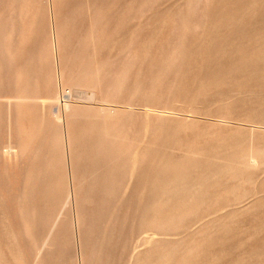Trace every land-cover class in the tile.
Listing matches in <instances>:
<instances>
[{
    "label": "rangeland",
    "instance_id": "obj_1",
    "mask_svg": "<svg viewBox=\"0 0 264 264\" xmlns=\"http://www.w3.org/2000/svg\"><path fill=\"white\" fill-rule=\"evenodd\" d=\"M0 264H264V0H0Z\"/></svg>",
    "mask_w": 264,
    "mask_h": 264
}]
</instances>
